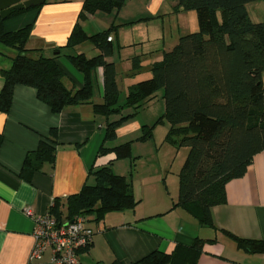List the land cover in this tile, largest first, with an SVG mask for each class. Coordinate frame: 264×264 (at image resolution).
I'll use <instances>...</instances> for the list:
<instances>
[{"label":"trees","instance_id":"16d2710c","mask_svg":"<svg viewBox=\"0 0 264 264\" xmlns=\"http://www.w3.org/2000/svg\"><path fill=\"white\" fill-rule=\"evenodd\" d=\"M172 1L173 13L194 12L197 31L180 36L170 50L163 52L161 61L149 67L148 78L128 85L122 105H118L120 92L114 64L106 61L113 53L107 38L118 26L110 24L103 31L87 35L76 22L65 45L55 49L67 50V61L82 75L83 84L77 89L65 84L66 76L55 61L57 55L44 57L39 49H25L29 25L13 32L3 29L6 20L40 6L13 10L4 19L0 17V45L16 51L10 67L0 73V113H8L15 86L29 87L53 114L70 106L91 104L93 113L106 120L104 141L112 143L116 129L132 120L145 103L160 93L164 112L151 127H142L136 141L150 139L155 125L166 122L164 141L187 149L178 172V199L173 206L182 208L199 227L213 228L210 209L225 203V185L241 178L254 156L264 151V22H252L246 9L247 4L264 0ZM125 2L82 0L78 19L95 14L114 18ZM85 43L98 54L88 58L74 51ZM99 68L102 102L93 104L91 77ZM140 69V59L132 58L130 76ZM125 110L129 113L122 114ZM56 137L51 130L25 156L19 172L22 180L29 182L44 165L53 166ZM130 145L131 142L109 148L101 145L99 153H114L116 160L132 161ZM89 176L92 184H84L77 194L64 200H53L48 212L56 220L70 221L77 215H88L99 221L108 213L133 210L137 205L130 181L115 175L110 166L91 169ZM222 233L248 254L264 252L262 241ZM207 242L212 240L195 238L190 246L178 245L170 254L154 251L137 263L195 264Z\"/></svg>","mask_w":264,"mask_h":264},{"label":"crops","instance_id":"0c3cea01","mask_svg":"<svg viewBox=\"0 0 264 264\" xmlns=\"http://www.w3.org/2000/svg\"><path fill=\"white\" fill-rule=\"evenodd\" d=\"M148 2L147 15L144 17H135L133 14L137 12L128 11L133 0H126L114 18H99L100 14H95L83 21L78 19L82 0H45L37 10L6 20L3 29L13 32L29 25L30 34L25 49H39L44 57L57 55L55 61L66 76L65 84L78 89L83 84L82 75L67 61V50L55 49L65 45L76 22L87 35L103 31L110 24L118 26L115 39L109 36L113 53L106 61L114 64L116 84L121 93L128 85L148 78L149 67L160 61L163 52L170 50L179 37L187 33L185 25H193L189 14L173 13L172 0L168 5H164V0ZM174 16L173 33L172 29L162 27L167 17L173 19ZM88 19L95 25L89 24L86 21ZM137 20L140 21L135 23ZM124 28L130 32L127 40L123 35ZM86 45H79L74 51L85 56L87 53L93 56L98 54V50H88ZM15 54L14 49L0 46V73L10 67ZM134 57L140 59L141 69L130 76ZM91 80V101L99 104L103 94L101 68L94 71ZM262 82L264 85V75ZM2 84L0 75V89ZM158 98L161 99L160 93L143 107L152 106ZM127 113L129 110L122 112ZM151 118L134 117L123 123L116 129L115 141L109 144L104 141L106 120L93 113L91 104L70 106L59 114H53L47 105L36 98L32 88L15 86L8 113H0V264H51L49 249L39 260L29 259L34 224L24 215V209H29L35 215H43L54 199L64 200L77 194L84 184H92L93 179L89 176L91 169L110 166L115 175L127 178L126 174L132 165L133 170H136L147 146L152 145L150 154L154 156L163 145L173 148L164 141L167 129L159 145L153 141L154 128L150 139L136 141L142 134V127L154 124ZM51 130L57 136L53 166L44 165L41 171L31 176L29 182L22 180L19 172L25 156L34 151ZM125 142H131L132 161L116 160L114 153H99L101 145L109 148ZM164 152L167 154L166 150ZM162 162V165L158 163L160 175L162 171L168 172L167 156ZM131 178L127 179L138 201L137 205L133 210L108 213L92 223L95 233L90 245L79 252V264H138L141 258L151 252L170 254L178 245L190 246L195 238L212 240L203 245L195 264H264V252L248 254L238 249L222 233L264 242V151L254 156L241 178L225 185V203L210 209L213 228L199 227L182 208L174 207L178 192L172 197L170 195L169 199L165 198L154 174L149 173L146 179L135 178L132 174Z\"/></svg>","mask_w":264,"mask_h":264},{"label":"rangeland","instance_id":"374dc122","mask_svg":"<svg viewBox=\"0 0 264 264\" xmlns=\"http://www.w3.org/2000/svg\"><path fill=\"white\" fill-rule=\"evenodd\" d=\"M148 1L149 0H133V3L131 4V6L127 10L128 11L131 10L132 12H137V13L133 14L135 17H137L138 15H140L139 17H144L147 15L146 7L149 3ZM169 1L170 0H164V5H168ZM246 9H247L248 16L252 22H254V23L255 22L256 23L264 22V1L249 3L246 5ZM184 13L186 15L189 14L193 20V25L191 23L189 25V26H191V28H189L188 24L184 26V29L186 30V32L192 33V32L197 31L196 21H195L196 17H195L194 12H184ZM130 15H132V14H130ZM108 16L112 17V15L100 14L99 18H107ZM89 20H91V19H88L86 21L89 24H91L92 26L95 25V23H90L92 20L91 21H89ZM175 20H176L175 16L173 17V19H171L170 17H167L163 23L162 28L164 29V27H166L167 30L172 29V32L174 33V31H175ZM83 21H85V20H83ZM97 23H100V21ZM158 25H159V23H158ZM123 31L125 32L123 34L125 36V39L126 40L129 39V36H130L129 30L126 31V29L124 28ZM139 31L143 32L142 29H139ZM111 35L115 39V32H113ZM141 36L144 37V34L142 33ZM86 46H87L88 50L89 49L91 50L92 46H90L88 44ZM114 46L117 48L116 42H114ZM8 50H11V49L8 48ZM86 52H88V51L86 50ZM86 55H87L86 57H88V58H91L93 56L90 53H87ZM116 59H118V61H119L118 57ZM160 61H161V59H160ZM94 90H95V86H94ZM125 96H126L125 91L121 92L119 94L118 105L123 104V102L125 100ZM151 105L152 106H149V107H147V105L144 107H141L138 110L137 115L135 117L140 119V118H146L147 116L148 117L151 116L152 117L151 119H153L151 121H153L155 123V121L158 120V118H160L162 113L164 112V103H163L162 99L158 98V99L154 100ZM166 129H167V124L164 121L162 123L155 125L154 132H153V141L157 142V145H159V142H161V140L163 139V136L165 134ZM109 144H110V142H109ZM150 148L153 149L152 145L150 147L147 146L146 149L143 150L142 153H144V154H142V155H144V156H142L140 163H137L136 170L134 171L133 166H132L131 169L127 172L126 177L129 180H131L132 178L130 175L133 174L135 176V178H136V176H138L140 179H146L148 177L149 173L154 174L156 176L157 186L159 188H162L165 198L169 199L170 195L172 197V195H174L175 192H178L179 167L182 165L183 161L185 160V157L187 154V149L186 148H175V147H173L174 148L173 149L170 146L167 147V146L163 145L160 152L156 153L154 156V155L150 154ZM165 150H166L167 154L164 152ZM168 151H169V153H168ZM166 156H167V161H168V168H167L168 172H165V171L163 172L162 170H160V171H162V174L160 175L159 170H158L159 169L158 163H161V165H162L164 163V162H162L163 158ZM126 161L128 162V160H126ZM154 167H155V169H154ZM161 169H163V168L161 167ZM164 174L166 177H164Z\"/></svg>","mask_w":264,"mask_h":264},{"label":"built area","instance_id":"2783aa9c","mask_svg":"<svg viewBox=\"0 0 264 264\" xmlns=\"http://www.w3.org/2000/svg\"><path fill=\"white\" fill-rule=\"evenodd\" d=\"M23 212L34 224L30 261L39 260L49 249L51 264H79V252L90 245L95 233L92 216L77 215L70 221H58L48 211L43 215H35L29 209Z\"/></svg>","mask_w":264,"mask_h":264},{"label":"water","instance_id":"95a60500","mask_svg":"<svg viewBox=\"0 0 264 264\" xmlns=\"http://www.w3.org/2000/svg\"><path fill=\"white\" fill-rule=\"evenodd\" d=\"M44 2L45 0H0V17L4 19L10 11L35 8Z\"/></svg>","mask_w":264,"mask_h":264}]
</instances>
